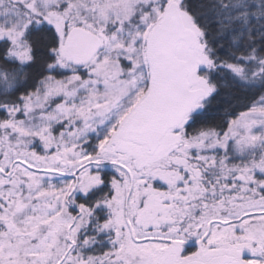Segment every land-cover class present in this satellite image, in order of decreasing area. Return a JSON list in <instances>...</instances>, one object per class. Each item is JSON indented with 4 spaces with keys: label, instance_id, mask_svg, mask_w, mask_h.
Instances as JSON below:
<instances>
[{
    "label": "snow or ice",
    "instance_id": "6c2138e0",
    "mask_svg": "<svg viewBox=\"0 0 264 264\" xmlns=\"http://www.w3.org/2000/svg\"><path fill=\"white\" fill-rule=\"evenodd\" d=\"M0 264H264V0H0Z\"/></svg>",
    "mask_w": 264,
    "mask_h": 264
}]
</instances>
